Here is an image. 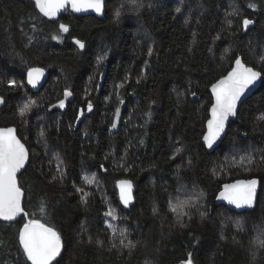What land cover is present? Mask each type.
Instances as JSON below:
<instances>
[{
    "label": "trees",
    "instance_id": "obj_1",
    "mask_svg": "<svg viewBox=\"0 0 264 264\" xmlns=\"http://www.w3.org/2000/svg\"><path fill=\"white\" fill-rule=\"evenodd\" d=\"M121 1L140 27L132 16L115 21ZM231 11L238 15H226ZM245 17L254 21L246 30ZM60 24L69 31L59 33ZM140 32L154 42L151 55ZM53 34L62 39H50ZM237 56L263 81L222 144L208 153L201 139L212 104L209 88ZM36 67L49 77L34 93L25 74ZM65 89L72 95L66 98ZM174 90L183 98L177 100ZM0 96V128L15 127L30 155L18 178L28 216L14 224L0 220V264H23L18 232L31 218L61 233L64 246L53 264H181L189 254L192 264H264V0H106L102 19L66 11L55 23L34 0H0ZM29 101L35 106L21 117L19 108ZM248 154L251 164L233 163ZM93 174L97 183L89 185L83 177ZM249 178L261 182L254 210L215 205L225 183ZM119 180L134 186L129 210L119 201ZM179 192L180 200L203 193L195 207L184 209L189 215L182 224L169 207ZM110 209L116 219L106 216Z\"/></svg>",
    "mask_w": 264,
    "mask_h": 264
},
{
    "label": "snow or ice",
    "instance_id": "obj_2",
    "mask_svg": "<svg viewBox=\"0 0 264 264\" xmlns=\"http://www.w3.org/2000/svg\"><path fill=\"white\" fill-rule=\"evenodd\" d=\"M104 0H34V6L39 10V13L44 17L54 18L62 10L68 6L74 11H82L86 9H93L97 13L103 11ZM250 8H256L257 5L250 3ZM179 12L180 9H177ZM119 17V12L116 13ZM228 16L238 15L236 12L227 13ZM55 22L54 20L52 21ZM229 23L231 21L229 20ZM254 21L243 18L242 25L246 30L249 25ZM35 27V25H33ZM69 26L60 24L58 27L59 33H67ZM32 39L31 37L29 38ZM52 40H61L62 37L59 34H53L50 36ZM76 45L80 49L85 48V43L79 39L75 40ZM151 55V49L149 50ZM104 57H99L98 60L102 61ZM147 63V62H145ZM44 69L42 68H30L28 70V83L33 87L39 82V78L43 76ZM262 73L254 70L252 67L246 66L242 59L237 56L234 61V66L227 75L222 76L215 83L211 85V92L214 96V102L212 103L209 112L210 118L207 120V130L202 136V140L208 149H214L217 141L221 140L222 135L226 134V123L230 116H235L237 113L238 103H241V98L245 95L246 91L255 84V82L261 77ZM10 85L16 86L15 80L8 81ZM122 87V85H121ZM116 96L119 97L120 93L117 90ZM193 97L196 96L195 92L190 93ZM71 91L65 89L64 96L67 98L71 96ZM5 103L3 96H0V104ZM35 101H29L19 108V114L23 117L32 107L35 106ZM120 104H124L123 99L119 100ZM59 107L64 108L65 101L61 99ZM93 105L91 101L87 104L88 111H91ZM121 109L119 107L115 110V119L120 117ZM83 115V110L80 111V116ZM148 118H151V113H146ZM264 119V117H260ZM79 119V116L77 117ZM117 123H112V128H116ZM43 135V132H41ZM143 143V140L140 141ZM59 160V156H57ZM29 160V150L25 147V144L21 142V139L17 135V129L14 127L0 128V219L13 220L21 213L24 216H28V213L24 211L22 206V198L24 191L17 180V173L21 169L26 168V163ZM253 157L251 154L241 156L239 160L233 158V163H238L241 166L245 164H251ZM62 164L63 161L60 160ZM103 168V165H101ZM64 173L60 172V179L62 180ZM56 179V177H54ZM84 181L91 185L97 183L95 174L91 177L84 176ZM258 180L253 179H240L235 180L233 183H225L222 186V190L219 192L217 199L227 201L228 204L234 205L237 209L251 208L255 201L256 189ZM120 189V200L127 206L132 199V182L130 180H120L117 182ZM82 193V199H86L88 193L83 192V189H78ZM203 193L193 199L189 196L187 199L180 200L177 197V203L173 204L169 201V207L173 212L177 214V222H183V218L188 216V212L184 211L185 208L196 206ZM40 211L43 212L44 208L41 206ZM201 217L205 216V212L200 213ZM106 216L116 219V210L110 209ZM108 227L112 228L113 235L116 234V228L111 223ZM126 229H122L119 232L121 237V245L124 244L126 238ZM97 244H101V241H96ZM18 244L21 257L23 258V264H53L58 256L61 255L63 248V241L61 233L54 227H50L46 223H42L39 219H28L18 232ZM115 246V245H113ZM261 247H264V242H261ZM58 264V261H57ZM181 264H192L191 254L186 261H182Z\"/></svg>",
    "mask_w": 264,
    "mask_h": 264
},
{
    "label": "water",
    "instance_id": "obj_3",
    "mask_svg": "<svg viewBox=\"0 0 264 264\" xmlns=\"http://www.w3.org/2000/svg\"><path fill=\"white\" fill-rule=\"evenodd\" d=\"M105 4H106V0H104V2H103V11L101 12V13H97V12H95L93 9H86V10H82V11H79V12H77V11H74L72 8H71V6H68L66 9H62L58 14H57V16L56 17H54V18H48V17H44V18H46L49 22H52L53 20L55 21V22H58L59 20H60V18L62 17V15L66 12V11H69L70 13H72V14H74V15H76V16H95L96 18H98V19H102L103 17H104V14H105ZM54 22V23H55ZM53 23V22H52ZM74 43H75V40H74ZM240 57V56H239ZM241 59H242V57H240ZM235 61V60H234ZM242 62H243V59H242ZM244 63V62H243ZM245 64V63H244ZM246 65V64H245ZM234 66V62H233V64H232V67ZM247 66V65H246ZM231 67V68H232ZM249 67V66H248ZM36 68H38V67H36ZM231 68H230V70L229 71H231ZM43 69V68H42ZM254 69V68H253ZM255 70V69H254ZM228 71V72H229ZM257 71V70H256ZM227 72V73H228ZM227 73H226V75H227ZM28 71L26 72V74H25V82H26V86H27V88L29 89V90H31L32 92H34V93H36V92H38V91H40L43 87H44V85H45V83H46V81L48 80V77H49V73L47 72V70H45L44 69V74H43V76H41L40 78H39V82L36 84V86L35 87H33L31 84H29L28 83ZM262 81H263V76L261 75V77L255 82V84L254 85H252L250 88H249V90H247L246 91V93H245V95L241 98V100H242V102L241 103H238V106H237V113H236V115L235 116H230L229 117V119H228V121H227V123H226V134L225 135H222V138H221V140H219V141H217V144L214 146V149H208L207 147H206V145L204 144V142H203V140L201 139V143H202V145H203V147L206 149V151L208 152V153H212V152H214L221 144H222V142H223V140L225 139V137H226V135H227V132H228V129H229V126H230V124L231 123H233V122H235L236 121V119H237V115H238V112H239V109H240V107H241V105L249 98V97H251L252 95H254L256 92H257V90L260 88V86H261V84H262ZM209 94H210V96H211V98H212V103L214 102V96H213V94H212V92H211V86H210V88H209ZM212 105V104H211ZM3 106V104H0V108ZM211 107V106H210ZM210 109V108H209ZM210 118V112L208 111V119ZM207 119V120H208ZM206 125H207V121H206V123H205V132H206V130H207V127H206ZM10 127H13V126H10ZM7 128V127H6ZM15 128V127H14ZM18 135V134H17ZM22 142V141H21ZM23 143V142H22ZM26 147V146H25ZM27 148V147H26ZM29 160H30V155H29ZM29 160H28V162L26 163V168H27V166H28V164H29ZM25 168V169H26ZM25 169H21V171L20 172H18L17 173V180H18V178H19V176L25 171ZM249 179H253V178H249ZM255 179H257V178H255ZM238 180H240V179H238ZM244 180H247V179H244ZM258 180V184H257V189H256V196H255V201H254V204H253V206L251 207V208H240V209H237L234 205H230V204H228L227 203V201H224V200H219V199H217V196L219 195V193L217 194V196H216V198H215V205L216 206H224V207H226L229 211H232V212H236V213H243V212H249V211H252V210H254L255 209V207L257 206V202H258V197H259V193H260V188H261V182H260V180L259 179H257ZM120 181V180H119ZM234 182V181H233ZM233 182H229V183H233ZM133 185V184H132ZM116 190H117V193H118V198H119V201H120V203H121V205L123 206V208L124 209H126V210H129L131 207H132V205L134 204V193H135V189H134V186L132 187V199H131V201H130V203L127 205V206H125L122 202H121V200H120V189H119V187H118V185H117V183H116ZM221 190H222V188H221ZM220 190V191H221ZM219 191V192H220ZM22 206L24 207V196H23V198H22ZM24 216V214L23 213H21L20 215H18L17 217H15L13 220H10V221H8V220H3V219H0L2 222H6V223H10V224H14V223H17L22 217Z\"/></svg>",
    "mask_w": 264,
    "mask_h": 264
},
{
    "label": "rangeland",
    "instance_id": "obj_4",
    "mask_svg": "<svg viewBox=\"0 0 264 264\" xmlns=\"http://www.w3.org/2000/svg\"><path fill=\"white\" fill-rule=\"evenodd\" d=\"M124 2V1H123ZM123 2L121 1L120 2V6H119V8L115 11V21H117L121 16H128V17H130V16H134V13H133V11H125V9H124V7H123ZM125 4H126V2H124ZM137 8V6L135 5V4H133L132 6H131V8H132V10H133V8ZM134 11H135V9H134ZM117 12H119V17H117V15H116V13ZM233 11H231V13H232ZM178 15H180V13L178 12ZM133 16L131 17L132 19H133ZM237 16V15H236ZM134 20V22H136L137 23V25H138V27H140V25H141V22L138 20V19H133ZM132 20V21H133ZM244 29V28H243ZM137 36L139 35V37H140V44H145L146 46H147V48H149V50L150 49H152V47H153V45H154V42L150 39V37H146V34L145 33H142V32H140V33H137L136 34ZM233 51H234V48H233V46L231 47V48H228L225 52H224V56L221 58L222 59V61H225V60H227V57H229V55L230 54H232L233 53ZM99 55H98V58L99 57H104L103 56V52L102 51H100L99 53H98ZM99 62H101V61H99ZM226 68H229V65H227L226 67H225V69ZM174 94H175V97L177 98V100H179V99H182L183 98V94L182 93H180L179 91H177V90H174ZM59 106V105H58ZM175 153H177V150L175 151ZM230 161V156L228 155L227 157H225V159H224V161H223V163H228ZM96 187H98L97 185H95ZM181 196V194H180V192H179V195L178 196H176V197H174L173 199H171V201H172V203H177L176 201H177V197H180ZM194 197V196H193ZM193 199H196L195 197L193 198ZM200 202V201H199ZM195 207V206H194ZM198 208V207H197Z\"/></svg>",
    "mask_w": 264,
    "mask_h": 264
}]
</instances>
